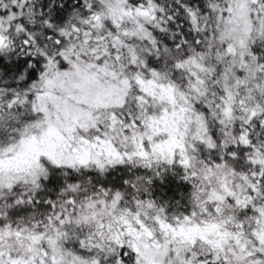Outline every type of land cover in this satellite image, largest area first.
I'll return each mask as SVG.
<instances>
[{
  "label": "snow or ice",
  "instance_id": "6c2138e0",
  "mask_svg": "<svg viewBox=\"0 0 264 264\" xmlns=\"http://www.w3.org/2000/svg\"><path fill=\"white\" fill-rule=\"evenodd\" d=\"M0 264H264V0H0Z\"/></svg>",
  "mask_w": 264,
  "mask_h": 264
}]
</instances>
